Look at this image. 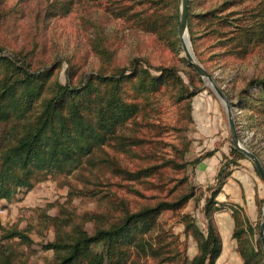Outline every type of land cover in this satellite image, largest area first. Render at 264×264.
<instances>
[{
  "label": "rangeland",
  "instance_id": "374dc122",
  "mask_svg": "<svg viewBox=\"0 0 264 264\" xmlns=\"http://www.w3.org/2000/svg\"><path fill=\"white\" fill-rule=\"evenodd\" d=\"M121 2L0 0L2 54L18 55L33 72L52 71L37 105L52 96L58 83L75 86L88 75H113L134 65L154 75L155 68H173L186 86L193 79L198 88L196 95L183 100L177 81L144 94L134 92L130 84L129 100H135L139 113L113 140L96 149L79 170L41 177L33 190L22 191L11 202L0 201V257L9 248L14 264H53L59 255L44 247L59 238L73 241L80 229L92 234L128 214L192 195L161 214L145 236L146 252L132 248L128 261L188 264L185 260L190 263L198 254V244L186 232L185 218L206 233L204 205L219 188L224 168L228 178L214 214L223 240L216 264H245L233 237L234 218L239 214L245 228L247 222L254 230L261 227L264 181L236 150L225 107L185 57L179 35L181 0L163 2L167 7L159 18L150 16L155 0ZM227 2L233 3L224 8ZM117 7L145 13L121 18ZM192 7L194 14L221 10L216 19L193 20L198 38L193 45L189 32L191 48L235 104L239 139L264 166V109L238 106L247 84L264 79V0H193ZM192 92L190 88L187 96ZM16 230L30 242L5 238Z\"/></svg>",
  "mask_w": 264,
  "mask_h": 264
},
{
  "label": "trees",
  "instance_id": "16d2710c",
  "mask_svg": "<svg viewBox=\"0 0 264 264\" xmlns=\"http://www.w3.org/2000/svg\"><path fill=\"white\" fill-rule=\"evenodd\" d=\"M112 1L120 4L123 0ZM165 1L168 0H155L150 16L159 18L167 7V4L163 5ZM146 2L150 3L149 0ZM227 3L224 8L233 2ZM192 4L193 0H189L188 22L191 40L196 46L198 37L193 29V20L216 19L221 10L194 14ZM132 9L117 7V15L126 18L131 13H145ZM155 71L156 75L144 66L134 65L131 69H123L113 75H88L75 86L58 83L52 96L37 105L52 71L33 72L21 57H8L0 50V201L11 202L22 191L33 190L41 177L46 179L53 173L66 175L79 170L96 149L113 140L119 129L139 113L135 100H129L130 84L134 92L144 94L159 92L165 85L177 81L182 92L181 99H190L197 94L198 88L194 87L193 79L190 86H186L175 69L160 67L155 68ZM190 88L194 92L187 96ZM255 89L257 91L252 93ZM255 94H258L257 99L253 97ZM240 101L238 106L241 109L251 105H261L264 109V79L250 81L241 93ZM38 107H41L40 111ZM233 151L239 158H244L235 149ZM224 172L222 168L219 188L212 192L204 205L206 233L189 222V218H185L186 232H191L198 244V254L190 263L186 258L188 264H216L222 255L223 240L214 214L222 185L228 178ZM190 198L192 195L185 196L177 203L163 202L144 208L118 219L109 227H98L92 234L80 229L73 241L59 238L44 248L59 255L53 264H128L130 249L146 252L145 236L156 227L161 214L177 209ZM234 220L233 237L238 242L245 264H264L260 228L254 230L249 222L245 228L239 214ZM256 235L258 239L254 244ZM5 238H17L23 244L30 242L29 237L18 230ZM2 251L0 264H14L9 248Z\"/></svg>",
  "mask_w": 264,
  "mask_h": 264
},
{
  "label": "water",
  "instance_id": "95a60500",
  "mask_svg": "<svg viewBox=\"0 0 264 264\" xmlns=\"http://www.w3.org/2000/svg\"><path fill=\"white\" fill-rule=\"evenodd\" d=\"M188 13H189V0H181V15H180V22H179V35L182 42L183 50L185 53V57L189 64L196 70V72L206 81V83L212 88V90L215 92L223 106L225 107L228 115L229 125H230V131L232 134V138L235 144V148L237 151L242 153L246 158H248L255 166L256 170L259 173V176L264 181V166L262 162L259 160V158L249 151L247 148L243 146L241 143L237 128H236V122L233 114V109L230 104L229 98L226 96V94L222 91V89L217 85L213 77L210 75V73L198 62L195 55L193 54V51H189L185 44L184 36L187 35L189 43L191 45V41L189 38V31H188ZM261 231V238H262V244L264 248V216H263V222L260 227Z\"/></svg>",
  "mask_w": 264,
  "mask_h": 264
},
{
  "label": "bare ground",
  "instance_id": "6f19581e",
  "mask_svg": "<svg viewBox=\"0 0 264 264\" xmlns=\"http://www.w3.org/2000/svg\"><path fill=\"white\" fill-rule=\"evenodd\" d=\"M184 40H185V44H186L187 48L189 49V51L192 52V48H191V45L189 43L187 35L184 36Z\"/></svg>",
  "mask_w": 264,
  "mask_h": 264
},
{
  "label": "built area",
  "instance_id": "2783aa9c",
  "mask_svg": "<svg viewBox=\"0 0 264 264\" xmlns=\"http://www.w3.org/2000/svg\"><path fill=\"white\" fill-rule=\"evenodd\" d=\"M3 212H4V211H1V210H0V214H2Z\"/></svg>",
  "mask_w": 264,
  "mask_h": 264
}]
</instances>
